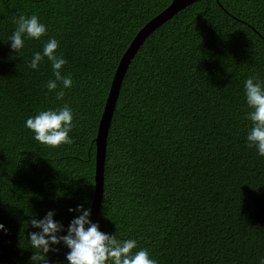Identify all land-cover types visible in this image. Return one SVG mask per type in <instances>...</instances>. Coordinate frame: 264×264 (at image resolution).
<instances>
[{
  "label": "trees",
  "instance_id": "1",
  "mask_svg": "<svg viewBox=\"0 0 264 264\" xmlns=\"http://www.w3.org/2000/svg\"><path fill=\"white\" fill-rule=\"evenodd\" d=\"M171 2L0 0V264H30L31 218L53 210L67 228L79 214L69 208L92 210L96 137L115 72ZM20 15H37L48 36L26 40L17 56L8 37ZM49 37L73 81L63 101L45 88L54 79L46 58L39 71L28 67ZM250 76L264 81V0H197L145 39L108 131L101 231L135 239L158 264H259L264 157L246 143ZM64 103L74 143L39 144L24 122Z\"/></svg>",
  "mask_w": 264,
  "mask_h": 264
},
{
  "label": "clouds",
  "instance_id": "2",
  "mask_svg": "<svg viewBox=\"0 0 264 264\" xmlns=\"http://www.w3.org/2000/svg\"><path fill=\"white\" fill-rule=\"evenodd\" d=\"M14 23L16 27L8 37V43L17 56L24 54L26 40L42 41L48 36L47 26L37 15H20ZM59 47V41L49 37L43 41L42 51L32 53L28 67L39 71L46 58L54 79H49L45 88L47 93L55 94L56 100L63 101L65 89H71L73 81L70 76L63 74L68 61L59 53ZM244 96L249 108L246 116L251 121L246 143L249 148L255 149L259 157H264V81L248 77L244 81ZM24 126L41 145L59 148L74 143L70 136L74 128V113L67 103L59 108L38 111L26 119ZM68 211L79 214L67 228L55 219L53 210H48L43 218L33 217L27 222V226L30 224L38 230L26 237V247L33 250L30 264H47L50 254L59 253L61 245L70 251L65 261L57 264H158L148 250L138 248L135 239H118L116 233L101 231L99 225L90 219V208L77 205ZM0 231H6L4 224H0ZM259 264H264V257L260 258Z\"/></svg>",
  "mask_w": 264,
  "mask_h": 264
},
{
  "label": "water",
  "instance_id": "3",
  "mask_svg": "<svg viewBox=\"0 0 264 264\" xmlns=\"http://www.w3.org/2000/svg\"><path fill=\"white\" fill-rule=\"evenodd\" d=\"M197 0H172V2L151 19L135 36L126 52L122 56L120 63L115 72L112 85L110 88L109 96L106 101L104 112L102 114L98 134L96 137V175H95V193L92 203L91 217L93 223L98 224V213L102 203L104 194V167L106 158V147L108 131L111 125L113 114L115 111L116 103L120 94L123 79L126 75L127 69L134 55L145 39L160 25L165 23L173 17L178 11L185 8L187 5L196 2ZM69 249L63 250L57 254L50 256L47 264H51L57 260L66 257Z\"/></svg>",
  "mask_w": 264,
  "mask_h": 264
}]
</instances>
